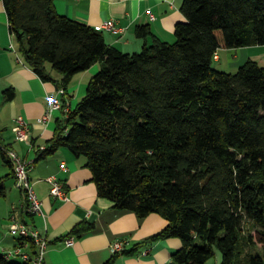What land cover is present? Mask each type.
<instances>
[{"label": "trees", "instance_id": "1", "mask_svg": "<svg viewBox=\"0 0 264 264\" xmlns=\"http://www.w3.org/2000/svg\"><path fill=\"white\" fill-rule=\"evenodd\" d=\"M3 1L21 53L43 80L52 81L51 64L66 91L77 74L101 66L37 161L64 148L84 156L99 197L141 219L162 216L167 227L148 243L181 239L169 264H208L217 251L221 264H264V66L214 67L221 49L264 46V0H185L177 40L139 27L138 38L153 41L132 54L58 14L55 0ZM4 158L6 178L15 177ZM94 229L84 222L68 236ZM17 262L0 252V264H26Z\"/></svg>", "mask_w": 264, "mask_h": 264}, {"label": "crops", "instance_id": "2", "mask_svg": "<svg viewBox=\"0 0 264 264\" xmlns=\"http://www.w3.org/2000/svg\"><path fill=\"white\" fill-rule=\"evenodd\" d=\"M184 1L55 0V7L58 14L92 28L113 21L118 30L103 31L108 44L132 54L153 41V37L146 42L138 38L139 27H149L164 42L177 40L176 26L186 21L182 12ZM216 57L219 71L235 73L249 60L264 66V46L221 49ZM100 67L97 64L74 77L66 90V108L75 110ZM46 69L52 81L43 80L26 62L12 33L4 1L0 0V180L5 178L6 188L5 196L0 197V252L3 254L17 246L18 240L10 235L9 227L12 219L19 217L48 237L46 264H169L172 254L183 247L182 240L171 238L148 243L167 227L168 222L162 216L152 214L141 219L134 212L117 210L113 201L99 197L93 172L84 156L76 157L64 148L48 159L37 161L38 149L47 147V142L55 136L58 121L66 118L65 111H57L46 124L38 123L48 110V99L58 95L63 79L51 64ZM9 89L14 90L12 97L6 94ZM19 117L29 122L34 146L16 139L14 128ZM9 149L26 160L35 161L30 178L44 203V216L25 218L24 196L18 191L16 179L6 178L11 168L4 153ZM53 176L67 191L69 200H57L51 195L48 178ZM84 222L93 224L95 229L80 238L72 237L74 243L68 246V235ZM121 240L128 242L126 251L113 256L111 245ZM145 250L149 253L144 254ZM221 262L219 259L216 264Z\"/></svg>", "mask_w": 264, "mask_h": 264}, {"label": "built area", "instance_id": "3", "mask_svg": "<svg viewBox=\"0 0 264 264\" xmlns=\"http://www.w3.org/2000/svg\"><path fill=\"white\" fill-rule=\"evenodd\" d=\"M153 19L154 17L152 16V20ZM95 29L100 32H103L104 30H118L113 21L106 22L102 26H98ZM65 95L66 91L64 89H60L57 96H52L48 99V110L45 115L38 120L39 124H46L51 120L52 116L57 111H65L66 114L70 111V108H64V102L62 99ZM14 133L18 141L26 142L30 146H34L30 134V124L24 118L19 117L17 119V125L14 128ZM40 149L44 150L45 148L42 147ZM6 154L15 167L16 185L24 196L25 215L44 216V203L40 200L30 178V172L33 170L35 161L26 160L20 157L17 152L10 149L6 150ZM62 169L65 170L66 166L63 165ZM48 182L51 185L50 193L54 198L61 201L69 200L67 191L64 190L63 185L57 177L53 176L48 178ZM9 233L12 237L20 239V242L14 249L4 251L3 255L6 260H21L26 264H46L49 239L37 227L19 217H14L9 227ZM73 243L74 238H69L67 240L68 246ZM32 246L35 248L33 253L30 252ZM127 246L128 242L124 240L112 243L111 251L113 256H118L124 253ZM147 253H149V250L144 251V254Z\"/></svg>", "mask_w": 264, "mask_h": 264}, {"label": "rangeland", "instance_id": "4", "mask_svg": "<svg viewBox=\"0 0 264 264\" xmlns=\"http://www.w3.org/2000/svg\"><path fill=\"white\" fill-rule=\"evenodd\" d=\"M214 66H215V68L218 70V68L217 67H219V65L215 62L214 63ZM242 67V66H241ZM18 188V187H17ZM18 191H20L19 190V188H18ZM14 192H16V191H14ZM17 193V192H16ZM22 195H23V193H22ZM25 217H26V215H25ZM27 219H30V217H26ZM222 260L221 259V253L219 252V251H217V254H216V257L215 258H213L212 260H210L209 261V263L208 264H216V261H218V260ZM19 262V261H18ZM17 262V263H18Z\"/></svg>", "mask_w": 264, "mask_h": 264}]
</instances>
